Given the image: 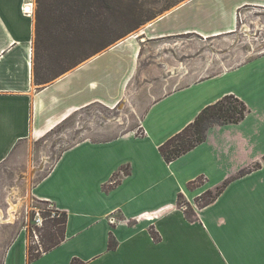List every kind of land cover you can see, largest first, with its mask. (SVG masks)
Returning <instances> with one entry per match:
<instances>
[{"label": "crops", "instance_id": "1", "mask_svg": "<svg viewBox=\"0 0 264 264\" xmlns=\"http://www.w3.org/2000/svg\"><path fill=\"white\" fill-rule=\"evenodd\" d=\"M34 5L0 0V165L91 105L129 106L138 123L62 153L31 193L68 214L65 241L30 261L19 234L0 264H264V0L181 1L42 88L33 81L35 16L24 10ZM247 8L256 11L250 33L240 19ZM230 94L247 105L246 118L211 127L167 163L160 146ZM119 172L120 184L105 191ZM233 178L213 204L197 205ZM180 195L198 221L178 207Z\"/></svg>", "mask_w": 264, "mask_h": 264}, {"label": "trees", "instance_id": "2", "mask_svg": "<svg viewBox=\"0 0 264 264\" xmlns=\"http://www.w3.org/2000/svg\"><path fill=\"white\" fill-rule=\"evenodd\" d=\"M36 2L32 67L33 81L41 88L78 68L154 19V16H147L146 6L140 0H36ZM248 112L249 108L241 99L232 94L223 97L215 104L207 106L194 122L160 146L161 156L167 163H172L205 142L211 127L239 124L246 118ZM259 167L261 164L254 168ZM122 172L125 176L129 175L128 168H123ZM246 173L249 171H241L238 177ZM120 176L121 172L117 173L112 182L104 186V190L109 192L120 184ZM234 179L226 180L215 192L206 191L198 199L197 205L203 208L213 204ZM201 183L192 182L189 187ZM183 198V195L179 196L178 207L185 210L188 220L198 221L189 202L182 205ZM54 211L62 214V221L60 223L55 219L48 221L47 216L42 214L45 221H48L45 223L46 231L44 235L41 234L40 246L29 248L30 261L37 260L44 253L56 249L66 239L69 216L66 212L57 209ZM149 231L154 241L160 242L161 236L153 226ZM117 247L118 242L112 234L108 248L113 251ZM71 264H83V261L74 259Z\"/></svg>", "mask_w": 264, "mask_h": 264}, {"label": "rangeland", "instance_id": "3", "mask_svg": "<svg viewBox=\"0 0 264 264\" xmlns=\"http://www.w3.org/2000/svg\"><path fill=\"white\" fill-rule=\"evenodd\" d=\"M140 1L146 6L147 16H154L156 19L183 0ZM34 2L35 16L37 2L36 0ZM255 13L256 11L251 8L242 10L243 24H245L243 30H248V33L254 31ZM141 28L128 36L138 33ZM251 35L253 42H258L257 32ZM137 123V116L129 106L110 109L101 104L91 105L72 115L61 126L52 130L47 137L33 143L29 149L19 147L6 164L0 165V263L7 246L19 234L26 237L28 248H37L41 244V234L44 235L46 231L45 223L52 219L59 223L62 221V214L55 213L56 208L53 204L38 201L31 193L34 184L41 181L52 170L62 153L84 139L90 138L93 141L111 139ZM181 202L184 205L189 201L184 197ZM10 204L16 207L11 218L10 212H7L11 209ZM42 214L47 216V222ZM37 220H41L42 226H38Z\"/></svg>", "mask_w": 264, "mask_h": 264}, {"label": "bare ground", "instance_id": "4", "mask_svg": "<svg viewBox=\"0 0 264 264\" xmlns=\"http://www.w3.org/2000/svg\"><path fill=\"white\" fill-rule=\"evenodd\" d=\"M33 7L32 6H27L24 10L25 11H28L29 13H32L33 12V9H32ZM16 207L15 206H13V210L15 209ZM12 214V212H10V218L13 216V215H11Z\"/></svg>", "mask_w": 264, "mask_h": 264}, {"label": "built area", "instance_id": "5", "mask_svg": "<svg viewBox=\"0 0 264 264\" xmlns=\"http://www.w3.org/2000/svg\"><path fill=\"white\" fill-rule=\"evenodd\" d=\"M25 12H28V11H25ZM240 19H241V22H242V27L244 28L245 24H243V14L240 15ZM37 223H38V226H42L41 220H37Z\"/></svg>", "mask_w": 264, "mask_h": 264}]
</instances>
